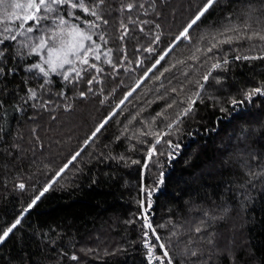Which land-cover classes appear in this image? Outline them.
Here are the masks:
<instances>
[{
	"label": "trees",
	"instance_id": "1",
	"mask_svg": "<svg viewBox=\"0 0 264 264\" xmlns=\"http://www.w3.org/2000/svg\"><path fill=\"white\" fill-rule=\"evenodd\" d=\"M205 2L104 0L101 15L108 23L96 21L93 34L101 58L89 59L101 71L81 66L77 79L53 73L45 83L7 55V67L17 70L0 74V233L18 217L20 224L0 243V264H149L145 239L156 245L158 257L164 243L173 264H264V95L237 106L229 102L264 81V58L235 59L256 54L264 42L221 45L208 55L230 57L228 70L214 69L213 78L201 80L212 62L204 52L209 33L222 28L229 13L234 22L264 30V0H218L190 29L191 39L169 48ZM16 23L0 20V40ZM11 34L17 41L0 45L8 53L24 39ZM216 75L225 76L222 84ZM200 83L206 86L198 89ZM29 88L36 97L30 98ZM189 98L193 110L180 116ZM149 147L155 149L150 159ZM76 152L78 158L53 180ZM142 186L152 191L151 207ZM208 210L211 216L204 215ZM145 216L154 234L145 228Z\"/></svg>",
	"mask_w": 264,
	"mask_h": 264
},
{
	"label": "snow or ice",
	"instance_id": "2",
	"mask_svg": "<svg viewBox=\"0 0 264 264\" xmlns=\"http://www.w3.org/2000/svg\"><path fill=\"white\" fill-rule=\"evenodd\" d=\"M103 2L104 0H0V20L17 22L16 24L5 27L4 32L8 33V35L0 40V45L9 40L17 41V36L11 34L13 32L24 37L23 40L19 41L20 48L14 53H8V49L6 48L0 49V74L14 73L17 70L16 66L11 68L7 67V55H11L13 60L22 61L25 70L32 77L43 79L45 83L50 82L48 78L50 74L53 73L62 75L66 81L69 80V73H74L72 79H77L84 71V68L81 66L85 65L96 71H101L98 65L90 63L89 57L94 56L96 60L101 58L98 52L100 45L93 39V34L95 30L99 28V24H97L96 21H103L104 24L108 23V21L104 20L101 15V6L103 5ZM216 2H218V0H206L203 6L199 8L168 47L171 48L173 44H176L177 41L182 39H191L190 29L201 20L206 11L214 6ZM125 6L129 9L133 8L132 3H128ZM141 7H143V5H141ZM82 14L90 15L91 17H94V19H89L87 16L82 17ZM121 27H123V25H121ZM157 27H159V25H157ZM209 36V46L204 49V52L207 55V59L212 62L207 71L201 76V80L205 82L209 81L210 78H213L214 69H221L224 72L228 70L229 60L231 59L230 57L225 55L223 58H217L208 55L213 53L214 50L220 49L221 45H230L234 40L239 39H259L261 42H264V30H252L251 24L247 21L242 23L234 22L231 13L226 17V22L222 28L209 33ZM100 37L101 39L104 38L102 32L100 33ZM157 39H159V37H157ZM203 39H205V37L201 36V40ZM153 43H155V41H153ZM151 50L152 49L149 48V51ZM165 51H167V49ZM197 51H200V49H197ZM110 53L111 50H108L106 53L107 63L109 64L113 62ZM25 57L30 59L25 61ZM261 58H264V43H262L261 49L254 55H237L235 57L236 60L246 61ZM193 59H198V57L193 56ZM159 63L160 61L157 60L156 64ZM156 64H153L152 67L155 68ZM149 71H151V69H149ZM147 74L148 73L146 72L145 75ZM214 78L217 84H222V81L225 80V76L223 75H216ZM92 82V80L88 81L89 84ZM205 86L204 83H200L198 84V89H202ZM44 87L45 84H40V88ZM173 91H175V89H173ZM28 94L30 98L36 97V91L32 88L28 89ZM60 94L62 95L63 93L61 92ZM241 94L243 99L238 100L235 97H231L229 102L233 106H237L245 101L250 102L254 96L264 95V81H261L259 86L242 91ZM79 95L84 96L85 93L81 91ZM194 95L198 97L199 91L194 93ZM0 103L3 102L0 101ZM122 103L123 101H121V104ZM194 103L195 101L189 98L187 107L180 113V116L189 114L193 110ZM117 107H119V105H117ZM113 111H115V109H113ZM221 111H224V109L221 108ZM5 115H7V113H5ZM111 115L112 113H109L108 116L104 117V120L101 121L95 130L92 131L91 135L85 139V144H87L89 140H92L93 137L97 136ZM177 119H179V117H177ZM174 123H176L175 120L171 124H168L167 127L171 128ZM154 135L155 141L159 142L163 133ZM117 139H119V137H117ZM168 143L171 144V141H168ZM173 147L177 146L173 145ZM154 151V147L148 148V159L154 155ZM79 155V152L73 154L71 159H69L59 171L56 172L53 180L60 176ZM171 156L172 153H169V158H171ZM120 159H123V157H120ZM133 163H139V161H133ZM144 163L147 165L148 160L146 159ZM164 180V173L161 172L159 184L164 183ZM51 183L52 181H49V183L44 186L40 195H43L44 191H47ZM19 187L24 188V184L21 183ZM141 190L147 192L148 206L151 207L152 191L145 189L143 186ZM40 195L36 196L31 203L28 204L25 212L36 204L40 199ZM139 203L141 206L144 205L143 200L139 201ZM224 211L227 212L228 209H224ZM20 215L23 216L24 213L22 212ZM204 215L211 216V211H205ZM212 219H216V217L212 216ZM144 221L145 228L151 229L154 234L155 229L152 227L146 216L144 217ZM203 223L204 222L201 221V226L195 228L197 233L201 232ZM18 224H20L19 217L11 225L3 229L2 233H0V243L4 242L6 238L9 237V234L13 232ZM144 236L148 237L149 232L145 231ZM156 240H160L158 235H156ZM143 243L147 248L149 264H151L154 259H159L160 264H173L170 253L164 243L159 244V248L163 250L162 256L159 257L156 256L153 251L156 245L151 244L148 239H145ZM208 243L212 244L214 241L209 238ZM192 255H196V252H193ZM71 259H77L75 253L72 254Z\"/></svg>",
	"mask_w": 264,
	"mask_h": 264
},
{
	"label": "rangeland",
	"instance_id": "3",
	"mask_svg": "<svg viewBox=\"0 0 264 264\" xmlns=\"http://www.w3.org/2000/svg\"><path fill=\"white\" fill-rule=\"evenodd\" d=\"M91 58V56L89 57V59Z\"/></svg>",
	"mask_w": 264,
	"mask_h": 264
}]
</instances>
